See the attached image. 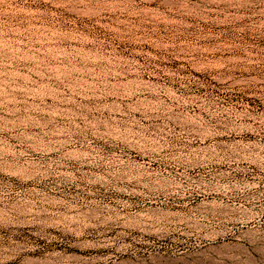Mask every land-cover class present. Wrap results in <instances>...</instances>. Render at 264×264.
<instances>
[{
    "label": "rangeland",
    "instance_id": "rangeland-1",
    "mask_svg": "<svg viewBox=\"0 0 264 264\" xmlns=\"http://www.w3.org/2000/svg\"><path fill=\"white\" fill-rule=\"evenodd\" d=\"M257 222L264 0H0V255L264 264L198 251Z\"/></svg>",
    "mask_w": 264,
    "mask_h": 264
},
{
    "label": "bare ground",
    "instance_id": "bare-ground-1",
    "mask_svg": "<svg viewBox=\"0 0 264 264\" xmlns=\"http://www.w3.org/2000/svg\"><path fill=\"white\" fill-rule=\"evenodd\" d=\"M202 237L203 239L200 240L198 249L199 253L211 252L218 256H231L233 252L244 248L242 241H246L249 244L261 242L264 245V227L257 222L252 228L238 229L230 233L222 230H213L202 234ZM18 257L19 255L15 253L9 254V252L6 255H0V264H49L48 262H50L46 261L48 260L47 258L45 260L33 255H25L20 260Z\"/></svg>",
    "mask_w": 264,
    "mask_h": 264
}]
</instances>
